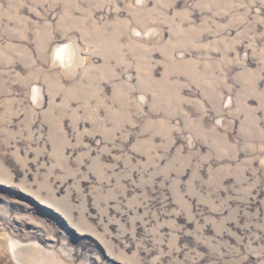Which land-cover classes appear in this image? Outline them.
<instances>
[{
  "label": "rangeland",
  "instance_id": "obj_1",
  "mask_svg": "<svg viewBox=\"0 0 264 264\" xmlns=\"http://www.w3.org/2000/svg\"><path fill=\"white\" fill-rule=\"evenodd\" d=\"M0 264H264V0H0Z\"/></svg>",
  "mask_w": 264,
  "mask_h": 264
}]
</instances>
